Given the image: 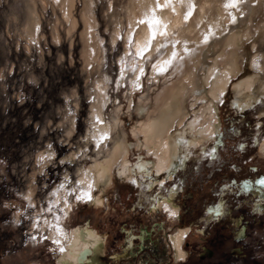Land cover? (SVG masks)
<instances>
[{"label": "rangeland", "instance_id": "374dc122", "mask_svg": "<svg viewBox=\"0 0 264 264\" xmlns=\"http://www.w3.org/2000/svg\"><path fill=\"white\" fill-rule=\"evenodd\" d=\"M126 1L92 0L96 22L93 35L100 41V49L95 61L85 65L81 40L84 0H74L76 28L71 34H67L69 22L61 19L52 0L44 10L36 0L41 17L40 36L38 44L30 50L22 36L21 25L26 18L22 12L24 0H0V264H57L58 252L54 251L46 230L40 231L33 225L44 217H56L66 230L91 225L105 237V242L83 264H203L196 252L201 251V246L219 252L224 235L231 233L236 238L237 231L243 230L244 237L237 240L243 254L264 237V211L262 214L253 211L259 199L242 194L237 188L246 180L255 182L264 175V154L259 153L264 140V94L259 96L255 90L253 94L260 100L244 108L237 106L239 101L233 94L234 85L253 73L249 65L253 53L250 41L241 50V72L232 78L217 106V135L206 139L199 148H186L184 143L191 134H196L189 126L196 110L189 105L194 96H187V118L172 130L173 137L181 142V151L185 149L181 153L185 158L175 165L173 178L160 187L163 176L159 183L153 182L154 175L150 172L138 178L116 175L109 189L100 194L102 205L76 199V171L90 168L95 154L88 131L92 127V99L98 93L94 84L102 78L105 80L100 81L107 99L104 118L109 120L112 111H118L130 163L139 159L150 167L151 157L133 130L144 121L145 110L155 102L157 94L174 79L172 68L165 75L151 73L160 48L151 55L147 50L141 56L133 54V36L129 40L125 37ZM262 7L255 18L259 26L264 23V4ZM114 19L118 20L121 32L111 41ZM239 22L232 27L241 25ZM55 23L58 41L51 36ZM211 42L210 48L216 46V39ZM207 50L203 69L216 52ZM133 57L136 62L142 59L145 62L137 91L131 90L129 84L131 69L127 67V60ZM121 66L125 69L123 74L119 70ZM199 74L203 78L204 70ZM70 127L69 132L66 129ZM47 150L54 155L37 161ZM211 152L215 157L206 155ZM133 179L137 180L136 184L131 183ZM61 184L70 193L66 198L70 205L68 214L65 213L67 204L66 208L60 202L49 205L52 194L61 189ZM28 188L34 190L31 201L25 199ZM170 193L180 215L174 223L160 209L151 208L155 199L167 198ZM220 203L225 204L224 214L217 219L210 218L209 208H217ZM236 223L238 230L234 227ZM177 227L192 229L185 242V252L192 250L189 262H186L188 258L183 262L174 258L169 237ZM34 235L36 240L32 239ZM187 243L191 244L190 249ZM258 244L261 247L264 240ZM243 260L242 264H247Z\"/></svg>", "mask_w": 264, "mask_h": 264}, {"label": "bare ground", "instance_id": "6f19581e", "mask_svg": "<svg viewBox=\"0 0 264 264\" xmlns=\"http://www.w3.org/2000/svg\"><path fill=\"white\" fill-rule=\"evenodd\" d=\"M35 1L24 0L25 3L22 7V12L26 14V18L21 25L22 36L25 38V43H27V50H30L33 45L38 44L37 42L40 36L41 17L36 8ZM38 1L40 2L41 10H44L47 7V2L51 0ZM247 1L245 2L246 6L244 4L241 5L239 10L226 9L225 4L228 0H172L168 7L162 8L157 7V3L163 5L167 0L126 1L124 7L125 37L129 40L133 36V54L139 55L138 53H143L147 50V54L151 55L150 53L160 48L159 55L155 59V64L159 65L164 60L169 59L173 51L179 53L176 62L178 66L174 65L173 68L175 69L172 68L173 71L175 70L174 74L177 73L175 75L173 74V81L167 84L157 94L155 102L147 109L145 107L146 105H140V107L142 106L146 109H144L145 113L143 117L145 119L133 130L135 137L139 139L138 141L142 142L141 147L151 157L149 171L153 175L155 174L153 182L157 181L159 183L162 176L163 183L173 178L175 175L173 172L175 165L179 161L182 163L185 158L181 156V153L185 149L181 151V142L175 136L173 137L172 130L174 126L180 125L187 118L188 111L185 110L187 96H194L193 102L191 101L189 105L192 108L195 107L196 110L193 114V119L189 122V126L196 134H191V137L188 138L186 148L188 146H190L189 148H194L192 145L199 148L204 144L206 139H212L217 135L216 131L219 129V125L217 124V106L224 98V93L228 89L232 78L238 76L241 72V63H243V52L241 50L245 42H251L250 49L253 50V53L250 57L249 65L252 67L253 73L249 74L233 87V94L239 101L236 102L239 103L237 106L239 105L240 108L247 107L253 102L260 100L256 94H259V96L260 94H264V23L259 26L257 25L259 23H257L258 20L256 21L255 19L260 9L263 8L264 0ZM52 3L59 10V13H61V19L69 22L67 26L68 31H66L67 34H71L76 28L73 13L74 0H52ZM190 7L191 15L189 16L188 12ZM229 12L237 16V22L240 21L241 25L232 27L233 23L230 22L231 17ZM113 15L115 16V14H112L111 17ZM81 16L82 27H84L81 35L83 42L82 56L84 58V64L87 65L95 61L100 49V41L95 40L93 35L96 22L92 12V0H84ZM13 18L15 17L13 16ZM141 21L144 22L141 23ZM149 21L152 22L149 23ZM112 22L113 32L111 34V41H114L121 31L118 20L114 19ZM209 31L214 32L215 37H210L209 43L204 44V35ZM161 32H167L168 35H161ZM51 36L55 41L59 40L60 36L56 23L52 26ZM214 38L216 39V46L210 48L213 45L211 41H214ZM176 41H179V43H175ZM164 44H167V47L161 48V45ZM185 47L190 50L191 54L185 53ZM214 49L216 50L215 54L210 57V61H207V68L205 69L204 67L203 69L201 66L205 62L204 51L212 52ZM181 56L183 57L182 60L180 59ZM122 63L124 64L125 61ZM144 63L143 59L136 62L134 57L127 60V67L131 69V78H129L131 79L129 81L131 90L139 89L134 85L137 83V77H139L138 82L140 83L141 76L139 70L141 68L144 69ZM119 70L123 74L125 69L121 66ZM201 70H204V77L202 76L203 78L200 79L199 73ZM151 73L154 75L158 74L154 68ZM100 81L94 84L96 85L95 89L98 93L95 95V99H92L93 102L91 103L90 115L92 127L87 128L95 147L94 160L90 168L77 169L75 185L77 197L83 192L88 191V185L91 183L93 185V201L90 202L96 206L103 204L100 199V194L106 191L108 186L113 183V178L116 175L118 177L120 175L123 177L128 176L127 178H138V175L132 173L131 165H129V149L119 126L120 117L117 114L118 111H112L109 120L104 118L103 108L106 105L107 99L105 98L104 84L102 82H105V80ZM255 90L257 93L253 94ZM138 110H141V108ZM71 127L66 130L70 132ZM104 134H107L108 138L103 140L99 144V147H97V141H100ZM259 147V153L261 155L264 154V140ZM53 155V151L47 150L37 157V161H40L42 157L51 158ZM143 166H146V164ZM143 166H138V168H143ZM256 181L254 182L251 179L249 181L246 180L245 183L249 185L247 191H239L242 186V184H239L237 186L238 192L247 196L249 194L255 196L262 194L264 198V185L258 184ZM65 188L64 185L61 189L57 188L49 200V205L56 206L60 202V205L65 207L67 204L65 213L68 214L70 205H68L66 198L69 191ZM33 195L34 190L28 188V191L25 193V199L31 201ZM263 198L257 203V207L259 206L262 210L264 208ZM172 199L171 193L167 198L161 197L158 200L155 199V201L153 200L154 207L152 209L155 211L160 209L166 218L171 223H174L180 215L179 208L173 204L174 200ZM165 206H167L169 211H164ZM224 208L225 204L223 203H220L217 208H209L210 218H219L220 216L216 217L215 213L221 210L224 214ZM261 209L260 212H262ZM170 212H175L176 215L172 216ZM41 220L39 227H37V221L33 225L40 231L46 230V235L52 243L54 240L59 239L61 245L66 249L64 253L57 251L58 255L56 254L57 258L55 259L57 264L86 263L89 255L94 252V249L106 240L91 225L85 224V226H77L74 229L68 228L69 230H66L63 227L64 224L59 223L56 217H44ZM191 231L192 229L190 228L177 227V230L169 237L174 251V258L177 261L183 262L187 259L185 242ZM53 246L57 249L56 244L53 243Z\"/></svg>", "mask_w": 264, "mask_h": 264}, {"label": "snow or ice", "instance_id": "6c2138e0", "mask_svg": "<svg viewBox=\"0 0 264 264\" xmlns=\"http://www.w3.org/2000/svg\"><path fill=\"white\" fill-rule=\"evenodd\" d=\"M171 2H172V0H167V2L165 4H163V5L157 3V7H161V8L162 7H168L171 4ZM245 2H246V0H228V2L225 4V8L226 9H237V10H239L240 7H241V5H243ZM188 15L189 16L191 15V7L189 8ZM229 15L231 17L230 22L233 23V24L237 23V16L234 15V14H232L231 12H229ZM153 19H155V17H153ZM143 22L144 21H141V23H143ZM151 22L152 21H149V23H151ZM157 23H159V21H157ZM160 34L161 35H164V36H167L168 35L167 32H161ZM210 37H215V33L214 32H211V31H209L208 33H206L204 35V38H203V43L204 44H208ZM175 43H179V41H176ZM166 47H167V44L161 45V48H166ZM157 51L159 52L160 50L158 49ZM184 51H185V53L191 54L190 50L187 47H185ZM138 54L139 55H143L142 52L141 53H138ZM178 56H179V53L173 51L172 54H171V57L169 59L164 60L163 63L162 64H159V65L154 63L152 65V67L158 73H160L161 75H163L164 73H166L169 70V68H173L174 65L175 66H178L176 64L177 57ZM180 59L182 60L183 57L181 56ZM133 71H135V69H133ZM139 71H140V76H143L144 75V69L141 68ZM138 81H139V77H137V83H135V85H134L136 88H140L141 87V85L139 84ZM107 138H108L107 134H104L101 137V140L100 141H97V147H99V144L103 140H105ZM184 143H185V145H187V142L186 141ZM192 147H195V145H192ZM206 155H212L213 157H215V153L214 152L206 153ZM169 174H170V172H169ZM131 183L135 184L136 183V180H132ZM259 183L262 184V185H264V180H260ZM61 187H63V185ZM160 187H163V181L160 182ZM248 187H249L248 184H243L240 187L239 191H245V190L248 189ZM92 188H93V185L90 183L88 185V191H85L81 195H78L76 197V199L77 200H86V201H89V202L90 201H93ZM226 190L231 191V189H230L229 186H226ZM102 203H103V201H102ZM49 211H51V209H49ZM164 211H169V209L167 208V206H165ZM222 214H223L222 211L221 210H218V211H216L215 216L218 217V216H220ZM170 215L175 216L176 213L175 212H170ZM37 227H39V222H37ZM32 239L33 240H36L37 238H36V236H33ZM44 239H47V237H44ZM53 243L57 245V249H54V251H59L60 253H64L66 251L65 247L61 245V241L59 239L54 240Z\"/></svg>", "mask_w": 264, "mask_h": 264}, {"label": "flooded vegetation", "instance_id": "af4514ba", "mask_svg": "<svg viewBox=\"0 0 264 264\" xmlns=\"http://www.w3.org/2000/svg\"><path fill=\"white\" fill-rule=\"evenodd\" d=\"M232 183L234 184L233 180H232ZM262 196H263L262 194H258L256 197H260L262 199L263 198ZM263 206H264V203H263ZM253 211L256 212V214H262L264 210H262V212H259L260 207L259 206L257 207V204H255L253 205ZM262 220H264V217L262 218ZM237 226H238L237 223L234 224V227H236L238 230ZM237 234L239 238L238 237L235 238V236L233 237L231 233L229 234V236L228 235L222 236L221 242L223 246L219 252L214 253L213 251L209 250L206 246L205 247L201 246V251H197L196 253H198V255L196 256L201 260L203 264L205 263H208V264H242V259H245L243 261L247 264H264V244L261 247H259L260 244H258V242H262L264 240V237H260L263 239L261 241L258 239V241H256L255 246L249 248L246 254H243L242 249L238 247L237 240L239 241L242 237H244L245 233L242 230L241 232L237 231ZM252 234H255V233H252ZM223 243H225V245ZM187 248L189 249L191 248L190 243H187ZM255 250L259 251L260 254L263 255L262 260L254 256ZM187 252L188 254L186 258L188 259L186 262H189L192 257V250H187Z\"/></svg>", "mask_w": 264, "mask_h": 264}, {"label": "crops", "instance_id": "0c3cea01", "mask_svg": "<svg viewBox=\"0 0 264 264\" xmlns=\"http://www.w3.org/2000/svg\"><path fill=\"white\" fill-rule=\"evenodd\" d=\"M257 196V195H256ZM259 200H262L260 197H257ZM261 209V208H260ZM262 210V209H261ZM260 212V211H259ZM254 256L256 257V258H258V259H260V260H262L263 259V255L262 254H260V252L259 251H257V250H255V252H254Z\"/></svg>", "mask_w": 264, "mask_h": 264}, {"label": "water", "instance_id": "95a60500", "mask_svg": "<svg viewBox=\"0 0 264 264\" xmlns=\"http://www.w3.org/2000/svg\"><path fill=\"white\" fill-rule=\"evenodd\" d=\"M153 179H154V178H153ZM260 180H264V176H263V175H262L261 178H260L259 180H257L256 182H257L258 184H260V183H259ZM245 182H246V181H244L243 183H245ZM245 184H246V183H245ZM153 207H154V203L151 205V208H153Z\"/></svg>", "mask_w": 264, "mask_h": 264}]
</instances>
